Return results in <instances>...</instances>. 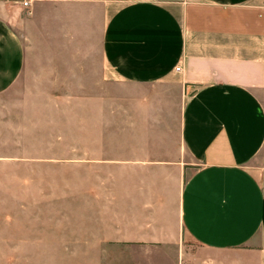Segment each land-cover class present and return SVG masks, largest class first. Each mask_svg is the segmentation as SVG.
<instances>
[{"label": "crops", "instance_id": "crops-1", "mask_svg": "<svg viewBox=\"0 0 264 264\" xmlns=\"http://www.w3.org/2000/svg\"><path fill=\"white\" fill-rule=\"evenodd\" d=\"M66 103L104 264H264V0H0V161Z\"/></svg>", "mask_w": 264, "mask_h": 264}, {"label": "rangeland", "instance_id": "rangeland-1", "mask_svg": "<svg viewBox=\"0 0 264 264\" xmlns=\"http://www.w3.org/2000/svg\"><path fill=\"white\" fill-rule=\"evenodd\" d=\"M48 90L35 88L32 94L48 96ZM71 106L63 105V123L54 116L34 129L28 143L33 146L31 153H17L33 156L32 162L0 161V264L105 263L110 249L82 242L90 235L83 232L88 178L85 169H75L71 161ZM37 145L45 151L37 152ZM95 234L96 239H104L106 233Z\"/></svg>", "mask_w": 264, "mask_h": 264}, {"label": "built area", "instance_id": "built-area-1", "mask_svg": "<svg viewBox=\"0 0 264 264\" xmlns=\"http://www.w3.org/2000/svg\"><path fill=\"white\" fill-rule=\"evenodd\" d=\"M32 0H22V3L25 7H29L31 5Z\"/></svg>", "mask_w": 264, "mask_h": 264}]
</instances>
